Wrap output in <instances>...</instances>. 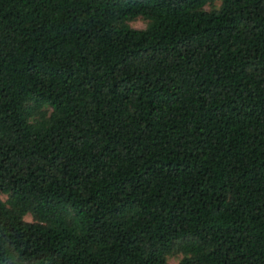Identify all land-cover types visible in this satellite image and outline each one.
I'll return each instance as SVG.
<instances>
[{
    "label": "trees",
    "instance_id": "trees-1",
    "mask_svg": "<svg viewBox=\"0 0 264 264\" xmlns=\"http://www.w3.org/2000/svg\"><path fill=\"white\" fill-rule=\"evenodd\" d=\"M213 1L0 0V264H264V0Z\"/></svg>",
    "mask_w": 264,
    "mask_h": 264
},
{
    "label": "rangeland",
    "instance_id": "rangeland-1",
    "mask_svg": "<svg viewBox=\"0 0 264 264\" xmlns=\"http://www.w3.org/2000/svg\"><path fill=\"white\" fill-rule=\"evenodd\" d=\"M210 4H212L215 7H218V5L220 4V0H214ZM210 4L206 5L207 9L210 7ZM129 25L131 27H133V28H143V27H145V21L140 19V18H137V19H134L132 21H129ZM0 197L2 199H6V195L1 194ZM24 219L28 220V221H31L32 217H31L30 214H27V215H25ZM181 257H182V255L179 254V253L170 254V255L167 256V261L170 264H175V263H177L180 260Z\"/></svg>",
    "mask_w": 264,
    "mask_h": 264
}]
</instances>
